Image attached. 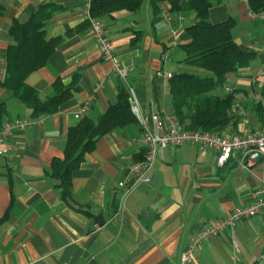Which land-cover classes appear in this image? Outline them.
Masks as SVG:
<instances>
[{"label":"crops","instance_id":"crops-1","mask_svg":"<svg viewBox=\"0 0 264 264\" xmlns=\"http://www.w3.org/2000/svg\"><path fill=\"white\" fill-rule=\"evenodd\" d=\"M48 1L2 0L0 82L6 75L11 25L15 20L25 22ZM54 2L63 11L48 22L47 38L61 41L46 66L30 74L26 83L37 90L41 101L53 95L58 79L70 85L77 75L79 90L57 113L34 119L30 109L0 86V101L6 102L8 111L4 124L34 122L6 140L12 158L0 157V219L9 212L0 227V264H178L191 237L252 202V193L264 179V159L247 171L235 162L219 166L213 151L203 152L192 144L160 149L151 182L127 193L122 183L130 165L142 155L137 122L115 128L98 141L73 173L74 202L62 200L47 172L54 160L63 159L69 129L85 116L97 120L117 103L123 88H129L112 74L111 64L103 61L88 31H76L86 21L87 0ZM213 2L210 22L234 19L235 42L256 52L248 70L227 77L226 91L235 92L234 113L240 123L237 131L229 128L226 134L240 131L244 119L253 130L262 129L264 119L252 106L263 101L264 20L251 16L248 0ZM194 22V13H171L165 3L154 13L150 0L138 14L120 13L114 21L102 22L118 61L129 71L128 86L143 115L155 109L172 115L169 80L156 74L183 72L186 66L181 64L179 48L190 42L185 29ZM136 31L142 32L140 38ZM83 107L87 110L77 119ZM263 260L261 215L242 221L234 233L224 232L205 242L193 264Z\"/></svg>","mask_w":264,"mask_h":264},{"label":"trees","instance_id":"trees-1","mask_svg":"<svg viewBox=\"0 0 264 264\" xmlns=\"http://www.w3.org/2000/svg\"><path fill=\"white\" fill-rule=\"evenodd\" d=\"M145 1L147 0H91L90 14L101 22L114 21L120 13L138 14ZM213 1L150 0V6L154 13H158L160 4L165 3L171 13L195 14V22L185 29L190 42L179 48L183 54L181 64L212 73L210 77H198L185 72L172 76L168 83L172 115L186 131L224 135L229 128L237 131L240 123L238 114L234 113L237 106L235 92H227L225 89L227 77L248 70L256 59V52L244 50L237 45L233 37L236 26L234 19L218 24L210 22ZM248 5L251 13L264 14V0H248ZM62 11L61 5L49 0L40 4L25 22L15 20L10 28L12 43L7 49L6 75L0 86L30 109L34 119L57 113L79 90L77 75L70 85H64L58 79L53 86V95L46 101H41L37 90L26 83L28 76L44 68L55 53L61 40L48 39L46 26ZM3 14L4 8L0 0V17ZM89 27L86 20L76 31H88ZM135 34L136 38L142 36L141 31H136ZM217 88H222L223 94H213ZM261 97L263 101L252 107L264 119V90ZM129 98V91L123 88L117 103L111 105L97 120L85 116L69 129L63 159L54 160L47 172L56 182L65 202H74L71 193L73 173L85 162L86 156L95 151L98 141L115 128H125L137 123ZM7 114L6 102L0 101V130ZM141 158L142 155L137 160ZM10 187L12 191V184ZM8 219L9 212L0 219V227ZM253 264H264V260Z\"/></svg>","mask_w":264,"mask_h":264},{"label":"built area","instance_id":"built-area-1","mask_svg":"<svg viewBox=\"0 0 264 264\" xmlns=\"http://www.w3.org/2000/svg\"><path fill=\"white\" fill-rule=\"evenodd\" d=\"M91 0L86 3V20L89 22L88 35L93 39L99 48L103 61L111 64V72L129 88L130 108L142 131L139 140L142 158L133 162L128 168L122 186L126 192L134 188L149 184L152 180V170L156 163L158 152L165 148H178L184 144L195 145L199 150L213 151L217 156V164L224 166L235 162L238 166L247 171L254 170L264 159V128L252 130L249 122L243 120L241 130L233 134L219 135L211 132L186 131L173 115L155 109L149 115H143L134 99L133 90L128 86L129 71L117 59L115 48L111 39L107 36L104 24L93 18L90 14ZM251 16L264 20V14ZM258 51V48H252ZM264 51V45L260 48ZM264 76V71L260 73ZM158 78L170 80L172 74L164 71L157 72ZM83 107L76 114L80 119L86 112ZM34 125V122L27 120H16L5 123L0 130V157L12 158L5 142L16 130H25ZM252 202L246 206L236 207L228 216L208 224L204 229L190 238L189 244L184 253L181 254L178 264H193L196 252L210 239L217 237L224 232L234 233L237 225L245 220H251L264 215V179L252 193Z\"/></svg>","mask_w":264,"mask_h":264},{"label":"rangeland","instance_id":"rangeland-1","mask_svg":"<svg viewBox=\"0 0 264 264\" xmlns=\"http://www.w3.org/2000/svg\"><path fill=\"white\" fill-rule=\"evenodd\" d=\"M183 72L190 73V74H194V75H196L198 77H210V76H212V73L211 72H208V71H206L204 69H199V68H194V67H189V66L184 67ZM258 79H262V77H260ZM227 86H229L228 82H226L225 89H226ZM223 91L224 90L222 88H217L212 93L215 94V95H217V94H222Z\"/></svg>","mask_w":264,"mask_h":264}]
</instances>
